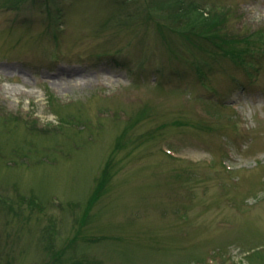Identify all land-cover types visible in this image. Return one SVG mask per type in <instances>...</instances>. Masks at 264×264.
I'll return each instance as SVG.
<instances>
[{
  "label": "rangeland",
  "instance_id": "1",
  "mask_svg": "<svg viewBox=\"0 0 264 264\" xmlns=\"http://www.w3.org/2000/svg\"><path fill=\"white\" fill-rule=\"evenodd\" d=\"M0 264H264V0H0Z\"/></svg>",
  "mask_w": 264,
  "mask_h": 264
},
{
  "label": "trees",
  "instance_id": "2",
  "mask_svg": "<svg viewBox=\"0 0 264 264\" xmlns=\"http://www.w3.org/2000/svg\"><path fill=\"white\" fill-rule=\"evenodd\" d=\"M179 4H181V3H179ZM182 6H183V4H181ZM209 11V10H208ZM208 13V12H207ZM206 17H209V19H211L210 18V16H202V19H204L205 21H208V19H206ZM213 18V17H212ZM201 21V20H200ZM195 22V21H194ZM194 22L193 21H191L190 22V24H188V25H184V28H186V26L188 27V30H189V32H193L194 34V36L196 37V38H199V39H202L203 41L205 40V41H209V43H211V45H213L214 46V48H216V47H221L220 45V43H222L220 40L221 39H224L225 40V38H221V39H219L218 37H217V35H218V32L219 31H221L222 30V28L219 26V27H215L216 25H215V22L213 21V23L212 24H209V23H207L206 22V24L204 25V24H202V22H196V24L194 25ZM217 23V22H216ZM190 25H192V27H191V29H190ZM200 26L199 28H195L196 26ZM182 29V28H181ZM208 30H210V32H208ZM195 38V39H196ZM219 43V44H218ZM223 43L225 44V41H223ZM202 48H206L207 46H202V45H200ZM208 48V47H207ZM234 54V53H233ZM235 57H237L236 55H235Z\"/></svg>",
  "mask_w": 264,
  "mask_h": 264
}]
</instances>
